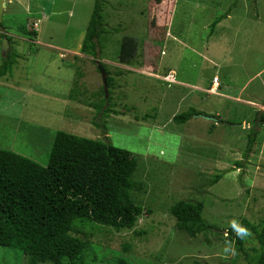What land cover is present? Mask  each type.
Here are the masks:
<instances>
[{"label": "rangeland", "instance_id": "rangeland-1", "mask_svg": "<svg viewBox=\"0 0 264 264\" xmlns=\"http://www.w3.org/2000/svg\"><path fill=\"white\" fill-rule=\"evenodd\" d=\"M174 2L152 74L141 48L130 65L119 61L125 37L147 38L149 0H104L97 60L82 52L95 0H6L0 56L9 38L5 56L17 63L0 80V149L39 162L65 132L140 158L133 198L150 217L123 231L75 225L83 264H250L228 238L242 221L252 226L250 258L260 248L253 228L264 226V0ZM192 109L200 116L175 122ZM180 201L205 204L214 227L207 236L177 230L171 209ZM21 255L0 247V264H21Z\"/></svg>", "mask_w": 264, "mask_h": 264}, {"label": "trees", "instance_id": "trees-1", "mask_svg": "<svg viewBox=\"0 0 264 264\" xmlns=\"http://www.w3.org/2000/svg\"><path fill=\"white\" fill-rule=\"evenodd\" d=\"M103 4L104 0H95L82 47V52L95 60L102 50L100 39L107 34ZM174 4V0H149L147 38L140 44L135 37H125L119 54L121 64L130 65L141 48L142 69L152 74L159 72L160 44L168 39ZM3 30L1 24L0 33ZM28 33L37 36L36 32ZM0 58L1 80L13 72L17 61L11 53ZM107 82L109 85L110 80ZM105 105L106 102L98 108L103 110ZM195 116L200 113L192 109L174 120L183 124ZM258 133L249 136L250 146ZM139 164L140 158L130 151L65 132L53 136L39 162L0 149V247L21 252V264H83L86 245L72 235L76 226L97 224L123 231L133 229L142 216L150 217L151 211L133 198V178ZM204 208L203 202H177L171 209L177 230L194 240L207 236L214 227L204 220ZM239 227L252 229L247 221ZM228 231V238L235 241L237 251L250 264H264V226L260 230L253 228L260 248L253 250L252 258L245 250L248 236L241 238L233 226Z\"/></svg>", "mask_w": 264, "mask_h": 264}, {"label": "water", "instance_id": "water-1", "mask_svg": "<svg viewBox=\"0 0 264 264\" xmlns=\"http://www.w3.org/2000/svg\"><path fill=\"white\" fill-rule=\"evenodd\" d=\"M5 3H6V0H0V25L3 24V16H4V11H5ZM8 48H9L8 39H5L4 40V43H3V48H2V51H3V55L4 56L7 54Z\"/></svg>", "mask_w": 264, "mask_h": 264}, {"label": "clouds", "instance_id": "clouds-1", "mask_svg": "<svg viewBox=\"0 0 264 264\" xmlns=\"http://www.w3.org/2000/svg\"><path fill=\"white\" fill-rule=\"evenodd\" d=\"M233 227L236 229L237 234H238L241 238H243L244 236L247 235V230H246L245 228H243V227H238V226L235 224V222H233Z\"/></svg>", "mask_w": 264, "mask_h": 264}, {"label": "built area", "instance_id": "built-area-1", "mask_svg": "<svg viewBox=\"0 0 264 264\" xmlns=\"http://www.w3.org/2000/svg\"><path fill=\"white\" fill-rule=\"evenodd\" d=\"M36 27L38 28V26L36 25Z\"/></svg>", "mask_w": 264, "mask_h": 264}]
</instances>
